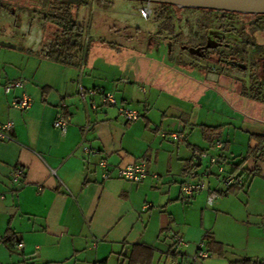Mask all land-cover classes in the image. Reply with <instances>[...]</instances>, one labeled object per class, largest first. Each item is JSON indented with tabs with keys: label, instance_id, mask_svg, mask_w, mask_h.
Segmentation results:
<instances>
[{
	"label": "crops",
	"instance_id": "obj_1",
	"mask_svg": "<svg viewBox=\"0 0 264 264\" xmlns=\"http://www.w3.org/2000/svg\"><path fill=\"white\" fill-rule=\"evenodd\" d=\"M48 17L57 18L33 16L29 31L23 26L28 19L18 23L22 50L9 37L0 39V123L11 121L14 136L13 141L0 140V264H128L136 254L145 255L147 264H185L201 245L206 249V235L222 244L223 255L210 252L193 264L264 263V146L254 151L259 143L256 135H264V115L232 103L235 109L226 113L224 124L233 129L226 131V140L218 135L221 123H200L195 134L187 126L196 103L193 93L178 92L183 80L176 69L130 53L122 67L99 50L86 60L85 52L80 66V51L72 61L74 52L62 54L56 49L55 26L49 25L47 34L41 31L40 24H46ZM99 21L90 36L106 30L121 43H139L137 34L111 35L109 24L102 26ZM155 29L148 31V45L170 36L167 27ZM176 53L186 54L185 47L176 45ZM188 60L189 71L196 72L192 66L199 60ZM200 67L209 82L220 79L216 71L222 67L209 62ZM222 71L237 77L233 70ZM16 79L23 85L5 91L4 86ZM192 81L186 80L189 92H193ZM242 81L252 87L245 74ZM94 88L112 93L118 104L139 110L140 117L126 122L115 105L101 102L100 94L80 95V89ZM233 88L229 94L237 92L235 101L243 103L242 88L236 92ZM24 93L31 98L30 107L14 108L13 100ZM58 114L67 120L64 132L53 126ZM194 121L198 122V115ZM204 127L217 129L205 133ZM171 131H183L184 136L171 140L159 134ZM216 139L224 143L226 170L230 165L232 171L240 168L241 182L220 190L208 179L207 190L182 200L184 176L198 166L201 151L214 152ZM236 156L251 158L253 168L233 163ZM139 158L146 162L142 181L116 175L117 166ZM101 159L107 162V179L101 176ZM15 169L22 172L18 181L11 178ZM177 237L184 242L178 247ZM172 246L175 255L170 254Z\"/></svg>",
	"mask_w": 264,
	"mask_h": 264
},
{
	"label": "rangeland",
	"instance_id": "obj_2",
	"mask_svg": "<svg viewBox=\"0 0 264 264\" xmlns=\"http://www.w3.org/2000/svg\"><path fill=\"white\" fill-rule=\"evenodd\" d=\"M62 1L68 4L62 5L60 3ZM85 1H87L86 4L80 7V12L78 14V17H80L79 21L82 19L81 37H83V39L81 41V49L74 52L72 61H75V58H77L80 51L79 65L81 66L84 49L87 55L85 60L90 56H93L94 52L96 53V51L99 50L105 58L114 61L122 67L126 64L127 60L131 58L129 55L130 53L132 54V57L137 56L138 59H140V57H148L152 61L160 63L162 67L167 66L168 68L176 69V71H178L176 74L180 76V80H183V86L177 88L178 92H181L184 96H189V94L193 93L192 96L196 103V107L192 109L191 118L187 126L190 131L194 129L195 134L199 133L200 123L205 125H217L221 123L218 135H220L223 140H226V131L229 128L233 129L229 124H224L228 123V116L226 113L231 112V110L234 111L235 109L231 106L232 103L235 107L240 109L242 106L248 113L264 115V82L261 80L259 82L253 81L254 79L252 78V87H248V85H245L247 82L245 81L246 83H243L242 81L244 74H246L247 78L248 71L238 70L236 68L232 69L229 65L218 64L206 60L200 54V50H204L211 56H214L218 53V46L220 45L219 47L224 53L232 52L239 56L240 59L242 55H248L250 57L253 55L251 54L252 52H247V50H245V44L247 41L252 42L251 45L254 47V53L264 52V41L257 39L256 37L254 38L253 32L250 31L252 28L250 23H247L248 28L246 27L245 29L240 30L233 29L229 26L231 24L235 28L239 27V25H241L240 21L243 20V16L236 15L239 23L233 20L221 21L208 15L201 9L178 8L169 4L152 2V16L146 18L142 17L138 11L139 6L143 3L141 1ZM76 3H78V0H0V39H2L1 37H9V42L15 44L22 50L24 46L21 41V35H18L17 37V34H21L22 28L18 26V23L22 20L28 19L26 25H21L24 26V31H29L33 29V26L30 27L29 25L33 16L43 19L46 15H53V17H57L56 21H52V18L48 17L46 24H40L41 31L47 34L49 25L55 26L56 30H58L55 37H57V41L61 45L62 43L67 42L70 38H73V31L71 30L72 22L66 23L63 19L65 18L67 20L68 16L71 17L70 19H74L75 10L73 7ZM128 3L129 6H127ZM91 5L94 6L95 11L90 15L89 10ZM65 6L69 10L62 12L61 10ZM1 15L5 17H2L3 20ZM12 15H14L13 18H10ZM168 15L170 16V19L165 18ZM61 17L62 19L60 20L59 18ZM162 18H165L163 19L164 22L159 21ZM5 19H8L9 22L5 23ZM13 19H17V21L15 22ZM98 21L102 26L109 24L111 35L113 33L116 34V32L123 36L137 34L139 43L135 45L121 43L117 41L115 37L113 38L110 34L105 33V30L102 33L103 35L98 37H92L91 35L89 41L85 45V32L94 29ZM166 21H168V24L165 23ZM170 23L171 26L169 25ZM88 24L90 25L89 27H87ZM243 24H245V22ZM152 26L156 28L155 32H158L165 27H171V30H167V33L170 35L168 36L169 38L156 39L158 42L155 43L154 40L148 45V43L151 42V37L149 36L148 31ZM64 28L66 33L62 32V29ZM172 33H174V35H172ZM225 39H227L229 45H225ZM124 40L126 39H123V41ZM178 44L185 47L186 54L181 55L176 53V45ZM158 46L161 50L159 52L157 50ZM143 47H145L146 51H144ZM170 47L173 49L172 53L169 51ZM118 51L123 53V55L118 53ZM190 57L194 60H199L198 62H195L194 66H192L196 69V72L194 73L189 71L188 63L190 61L188 58ZM57 59L59 58L57 57ZM208 62L224 69H232L237 72V77L229 76V74L222 71L221 68L216 71V74L218 76L220 75V79L218 81L209 82L205 79L204 71H199L201 64L206 65ZM239 74L240 79L238 78ZM170 78L174 79L175 77L172 76L169 77V79ZM186 80L189 82L194 80L191 82L194 84L193 92H189ZM196 81L200 82L199 86ZM177 84L180 83L177 82ZM232 87H234L233 89H235V92L237 89L242 88L243 96L246 95L245 97H241L245 100H242L243 103L239 100L235 101V97H239L237 92L236 94H229L230 88L232 89ZM172 89H175V87ZM199 107H202V109L200 110ZM196 115H198V122L194 121ZM262 162L264 161H261L262 173H264V165H262ZM233 163H239L238 165L243 168H253L254 166L252 159H244V156L234 157ZM204 166H206V160H203L202 162V167ZM227 168V171H232L231 165ZM240 172V168L234 169L235 174L238 175ZM209 181L215 188L220 190L225 189L219 180L210 177ZM245 190L243 189L241 192H244ZM261 190H264V188ZM232 227L235 228V226Z\"/></svg>",
	"mask_w": 264,
	"mask_h": 264
},
{
	"label": "built area",
	"instance_id": "obj_3",
	"mask_svg": "<svg viewBox=\"0 0 264 264\" xmlns=\"http://www.w3.org/2000/svg\"><path fill=\"white\" fill-rule=\"evenodd\" d=\"M95 11L94 6H90L89 13L90 15ZM139 14L142 17H151L152 16V2L146 1L143 2L138 8ZM90 32L86 31L84 34L85 45L89 41ZM85 49L83 51L82 64L85 55ZM23 85V81L20 79L12 80L8 82L4 89L8 91L12 87H21ZM85 93L90 95L100 94L101 102L103 104L115 105L117 111L120 116L124 118L126 122L135 121L140 117V112L137 109H132L125 107L124 105L118 104L114 95L112 93L104 92L100 88L88 89L84 91L80 89V95L83 97ZM31 98L27 94H22L20 98L17 100H13L12 106L16 109L24 110L30 107ZM53 126L55 128L60 129L62 132L66 130L67 120L62 114H58L53 121ZM89 128V125H86L84 128V132H86ZM13 123L11 121H6L4 123H0V140H8L13 141L14 136L12 133ZM161 137H167L171 140H178L179 138L184 136L183 131H171V132H160ZM224 143L223 141L216 139L214 140L213 150L214 152H210L208 150H203L199 153V166L192 167L184 176L181 182V198L184 201L189 200L194 194L207 190V181L210 176L218 177V180L225 188H229L236 183L241 182L240 176L235 174L234 171L226 170V159L223 152ZM202 160H206V166L202 167ZM98 166L102 169V178L107 179L109 175V171L107 169V162L104 159L98 161ZM215 169V171H214ZM22 175L21 170L15 169L11 172V178L13 181L20 180ZM116 175L119 178L130 182H140L146 176V162L143 158H139L134 163L127 164L125 166H117L116 167ZM66 188V186H65ZM67 189V188H66ZM183 240L180 237H177L175 240V245L178 247L183 244ZM18 247H21L22 244L18 243ZM202 246V245H201ZM198 251L192 255L190 263L185 264H193L194 262L200 261L204 258L209 257V252L207 249L201 247ZM171 264H184L181 262L173 261Z\"/></svg>",
	"mask_w": 264,
	"mask_h": 264
},
{
	"label": "flooded vegetation",
	"instance_id": "obj_4",
	"mask_svg": "<svg viewBox=\"0 0 264 264\" xmlns=\"http://www.w3.org/2000/svg\"><path fill=\"white\" fill-rule=\"evenodd\" d=\"M236 15L237 14L229 16L226 14L225 19H223L221 21L233 20V21L238 22ZM238 16H243L242 17L243 20L240 21L241 25H239V27L235 28L230 24L229 26L231 28L237 29V30L245 29L248 26L247 23H250V25H252V28L250 31L253 32L254 38L256 37L257 39L264 41V14H242L241 13V15H238ZM165 18L170 19V16L168 15ZM165 18H163V19H165ZM244 22H245V24H243ZM165 23L168 24V21H166ZM255 27H257L258 29H256ZM167 29H169V28L167 27ZM225 41H226L225 45H229L227 39H225ZM251 44H252L251 41H247L245 44V50H247V52L251 51L252 52L251 54H253V55L250 57L248 55H242L241 59L239 56L233 54L232 52L224 53L221 50V48L219 47L220 45L218 46V53L214 56L213 55L211 56L210 54H208L204 50H200V54L206 60H209V61H212V62H215L218 64L229 65L232 67V69L236 68L238 70L248 71L247 80L251 81L253 78L254 79L253 81L259 82L261 80L262 82H264V52L254 53L255 52V51H253L254 47ZM242 60L245 62V64ZM241 65H244V67Z\"/></svg>",
	"mask_w": 264,
	"mask_h": 264
},
{
	"label": "trees",
	"instance_id": "obj_5",
	"mask_svg": "<svg viewBox=\"0 0 264 264\" xmlns=\"http://www.w3.org/2000/svg\"><path fill=\"white\" fill-rule=\"evenodd\" d=\"M87 1L85 0H78V3H76L74 5V10H75V14H74V19H70L71 17H67V20L64 18L63 21L64 22H72V27H71V30L73 31L72 33V36H73V42L72 43H69L68 41L65 42V43H62L60 45V43L56 42V49H58L62 54H64L65 52H75L77 51L78 49L80 50L81 49V32H82V27L80 25H77L76 24V19H77V16H78V12H79V8L86 4ZM62 5H66L68 3L62 1L60 2ZM65 7H63V9L61 10L62 12H66L68 11L69 9ZM203 12L207 13L208 15L214 17L215 19H219V20H223L225 19L226 17V14L227 15H234V14H237V15H241V13H235V12H227V11H217V10H210V9H201ZM60 20L62 19L59 18ZM253 24V23H252ZM171 26V24H169ZM169 30H171V27H168ZM256 29H258L257 27H255ZM254 28V29H255ZM62 32L66 33V30L65 28L62 29ZM210 128V130H209ZM204 132H215V130L217 129L216 127H204ZM256 137L258 138V145L254 148V151H259L261 149L262 146H264V135H256ZM203 244L204 246L206 247L207 251L210 253V252H213V253H216L218 255H223V246L222 244L214 241L209 235H206L204 240H203ZM170 254L171 255H175V248L174 246H172L170 248ZM147 257L145 255H141V254H136V256L134 257L133 255L130 256L129 258V261H128V264H147ZM233 264H264V263H258V262H252L250 260H240L239 262H235Z\"/></svg>",
	"mask_w": 264,
	"mask_h": 264
},
{
	"label": "water",
	"instance_id": "obj_6",
	"mask_svg": "<svg viewBox=\"0 0 264 264\" xmlns=\"http://www.w3.org/2000/svg\"><path fill=\"white\" fill-rule=\"evenodd\" d=\"M169 4L178 8L210 9L242 14H264V0H137ZM244 67V65H241ZM199 160V158H198ZM200 162H198L199 166Z\"/></svg>",
	"mask_w": 264,
	"mask_h": 264
}]
</instances>
